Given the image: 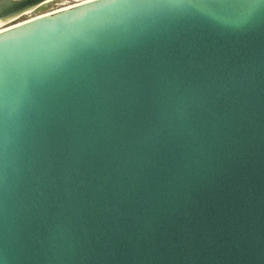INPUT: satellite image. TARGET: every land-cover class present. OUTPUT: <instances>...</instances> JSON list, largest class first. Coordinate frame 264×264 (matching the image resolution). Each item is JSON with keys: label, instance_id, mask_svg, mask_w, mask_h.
<instances>
[{"label": "water", "instance_id": "obj_1", "mask_svg": "<svg viewBox=\"0 0 264 264\" xmlns=\"http://www.w3.org/2000/svg\"><path fill=\"white\" fill-rule=\"evenodd\" d=\"M0 0V264H264V0Z\"/></svg>", "mask_w": 264, "mask_h": 264}, {"label": "rangeland", "instance_id": "obj_2", "mask_svg": "<svg viewBox=\"0 0 264 264\" xmlns=\"http://www.w3.org/2000/svg\"><path fill=\"white\" fill-rule=\"evenodd\" d=\"M74 1H77V0H52V1H48L44 4H42L41 6H39L38 8H36L34 11L21 16L16 21H22V20L28 18L29 15L34 16V15H38L40 13H44V12L50 11L52 9H55V7L58 5L57 3H72Z\"/></svg>", "mask_w": 264, "mask_h": 264}, {"label": "built area", "instance_id": "obj_3", "mask_svg": "<svg viewBox=\"0 0 264 264\" xmlns=\"http://www.w3.org/2000/svg\"><path fill=\"white\" fill-rule=\"evenodd\" d=\"M80 0H77V1H74L72 3H57L58 5L55 7V9H58V8H61L63 6H68V5H71V4H74L76 2H79ZM55 9H52V10H55ZM35 16V15H34ZM32 16H28V18H31ZM27 19V18H26Z\"/></svg>", "mask_w": 264, "mask_h": 264}, {"label": "bare ground", "instance_id": "obj_4", "mask_svg": "<svg viewBox=\"0 0 264 264\" xmlns=\"http://www.w3.org/2000/svg\"><path fill=\"white\" fill-rule=\"evenodd\" d=\"M80 1H84V0H80ZM64 7V6H63ZM68 7V6H67ZM51 11V10H50ZM1 29V28H0Z\"/></svg>", "mask_w": 264, "mask_h": 264}]
</instances>
